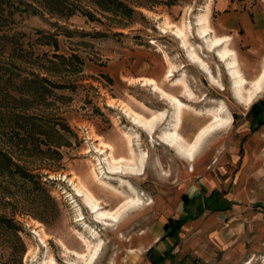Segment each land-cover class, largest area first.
<instances>
[{"label": "rangeland", "instance_id": "obj_1", "mask_svg": "<svg viewBox=\"0 0 264 264\" xmlns=\"http://www.w3.org/2000/svg\"><path fill=\"white\" fill-rule=\"evenodd\" d=\"M70 1L66 9L58 0H0V264H85L71 252H84L80 234L100 245L90 264H151L161 253L155 264H264V172L250 131L253 121L254 131L264 126V115L256 121L248 112L253 102L264 110V91L239 102L225 61L199 37L197 20L213 1L119 0L131 9ZM182 24L215 80L188 58L173 31ZM259 31L242 30L228 44L248 80L264 64L252 50L264 46ZM144 78L185 103L178 132L187 142L217 108L227 124L204 135L187 160L164 143L173 109ZM127 108L156 114L154 132ZM125 133L140 170L111 175L100 141L124 156ZM92 169L111 187L93 182ZM80 181L101 211L128 194L139 204L100 222L77 195ZM196 181L205 187L198 193ZM178 216L188 218L175 239L164 223ZM167 235V250L150 247L151 236Z\"/></svg>", "mask_w": 264, "mask_h": 264}, {"label": "bare ground", "instance_id": "obj_2", "mask_svg": "<svg viewBox=\"0 0 264 264\" xmlns=\"http://www.w3.org/2000/svg\"><path fill=\"white\" fill-rule=\"evenodd\" d=\"M208 10L205 13H202V15L198 18V35L199 37H202L203 41L206 43L207 47L211 51H215L216 57L220 59L221 61H225L228 74L232 77V89L234 90L236 98L244 105H249L251 101L264 90V67L262 70L258 73V76L254 78L253 80H246L243 76V74L240 73L238 66H237V60L235 59L236 53L233 52L231 49H229V43L231 38L229 36H215L211 34V29L208 25L209 23V17H208ZM167 25V23H166ZM173 31L176 33V35L181 40V43L183 46L186 47V52L188 58H190L193 61H196L200 64V66L205 70L206 74L209 75V77L212 80H215L214 76L211 75L210 70L206 64L205 61L201 60L195 51V49L190 46L187 42V36H188V26L185 24L182 25H174ZM214 33V32H213ZM264 66V65H263ZM173 73L172 67H170L166 71V76H169ZM145 83H149L152 85L154 90L156 89L165 97L172 109H173V123L172 127L163 131L162 138L164 143H166L169 147H172L175 149V151L181 153L187 160L192 158L193 151L199 142L203 139V136L206 135L209 132H212L214 130H218L219 127L223 126L225 123L227 124V119H229L226 116H222V110L224 108L220 107L217 108V111L211 112V120L210 123L206 124L203 128H201L194 136V139L191 142H187L183 137L180 136L178 132V127L180 124L181 119V113L183 112L184 107H186L185 103H183L178 97H174L173 95L163 91L160 87H158L157 83L152 78H144L143 80ZM183 84V90L190 96L191 92L188 91V88L186 84L183 82L182 79H178ZM225 111V110H224ZM125 112L128 114L129 117L132 118L133 122L136 123L139 127L146 128L149 132H154V128L156 127V121L158 119V116L156 114L151 115L150 117H143L141 114L133 111L131 108L125 109ZM225 124V125H226ZM224 125V126H225ZM122 137L126 141V153L127 155L124 156H115L113 154V146L104 141H100L101 146L107 148L106 152V163L108 164V169L110 170L111 175H116V173H123L126 174L128 172L133 171H139L140 169L136 167L135 159L137 158L135 156V153L132 148V138L129 134L125 133L122 135ZM101 149V148H100ZM104 170V169H103ZM91 177L93 182L96 184L98 183L104 186L111 187V184L108 183L105 180H100L98 178L97 173L95 169H92L90 171ZM106 174V173H105ZM108 179H111L110 176H106ZM123 186H127L128 189H132V186L130 183H123L124 180H120ZM77 187V195L82 197V200H84L85 205L90 209L91 213H94L96 215V219L100 222H103V220H106L107 218L116 220L118 217H120L121 213L126 211L128 208H130L133 204L138 203L139 204V198L134 197L133 195L125 196L122 200V202L117 206L114 210H100V204L99 200L95 198L93 191L90 190L86 185H84L81 181L78 184ZM114 190L115 188L112 187ZM119 192L118 188L115 189ZM136 205V204H135ZM109 219V220H110ZM81 244L84 246L85 250L84 252H78V251H71L76 255V257L80 260H82L85 264H90L95 258V255L100 249V245L98 243L92 244L91 240L87 238L84 235H79ZM42 238V236H41ZM95 240L96 237H93ZM67 251H70L66 248ZM48 264H54L52 259L48 260ZM46 263V264H47Z\"/></svg>", "mask_w": 264, "mask_h": 264}, {"label": "crops", "instance_id": "obj_3", "mask_svg": "<svg viewBox=\"0 0 264 264\" xmlns=\"http://www.w3.org/2000/svg\"><path fill=\"white\" fill-rule=\"evenodd\" d=\"M208 17L212 22V32L218 34L220 37L229 36L231 39L239 37L241 35V31L244 30V36L248 34H253V32L259 31V35L263 34V27H264V0H212ZM164 5V4H163ZM167 7V5H164ZM156 9V10H155ZM153 11H160L164 8L162 4L155 6ZM215 15L213 16V14ZM217 35V37H218ZM252 50L256 52H260L258 57L264 58V46L253 48ZM237 59V58H236ZM264 65V64H263ZM262 65L259 72L264 67ZM237 66L242 74L241 69L239 68L238 61ZM258 72V73H259ZM257 75L254 77L256 78ZM244 76V75H243ZM244 78L248 80L245 76ZM254 78L250 79L253 80ZM248 80V82H250ZM264 91V90H263ZM261 93V92H260ZM254 134L251 137L252 146L255 148L254 152V161H257L258 171L264 172V126L260 129L254 131ZM196 184L193 185L194 190L198 193L201 190H204L205 187L201 183L195 182ZM151 243L150 247H154L157 251L162 252L167 250L170 246V239L169 235L165 237L158 236L150 237Z\"/></svg>", "mask_w": 264, "mask_h": 264}, {"label": "trees", "instance_id": "obj_4", "mask_svg": "<svg viewBox=\"0 0 264 264\" xmlns=\"http://www.w3.org/2000/svg\"><path fill=\"white\" fill-rule=\"evenodd\" d=\"M61 3V6H64L66 9H69L70 7H74L73 1L70 0H58ZM97 5L101 4L102 2H106L111 3V2H116L119 4H123L124 6H126L127 9H131L127 4L121 3V1L119 0H93ZM69 12H72V10H70ZM1 61V60H0ZM248 112L253 113L254 119L256 121L260 120L263 118V113L264 110L260 107L257 106L256 102H253L250 105V108L248 110ZM253 121V120H252ZM254 121L251 123V130H253L255 128L254 126ZM188 218V216H178L175 219H169L167 222L164 223V229L167 230L166 233L173 236L175 239L178 235V228L179 226ZM176 243V242H175ZM164 256H166L165 254H160L158 255V258L154 259L151 264H155V262L157 260H162V258H164Z\"/></svg>", "mask_w": 264, "mask_h": 264}]
</instances>
